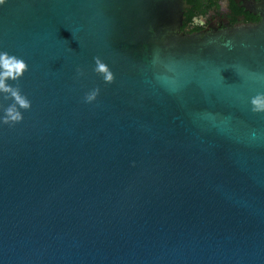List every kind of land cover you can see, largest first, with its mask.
<instances>
[{
	"label": "water",
	"instance_id": "95a60500",
	"mask_svg": "<svg viewBox=\"0 0 264 264\" xmlns=\"http://www.w3.org/2000/svg\"><path fill=\"white\" fill-rule=\"evenodd\" d=\"M241 4L259 20L193 32L186 0L0 5L31 102L4 124L0 92V264H264V0Z\"/></svg>",
	"mask_w": 264,
	"mask_h": 264
},
{
	"label": "clouds",
	"instance_id": "9594fccd",
	"mask_svg": "<svg viewBox=\"0 0 264 264\" xmlns=\"http://www.w3.org/2000/svg\"><path fill=\"white\" fill-rule=\"evenodd\" d=\"M6 2L7 0H0V5H4ZM95 64L96 67L94 71L96 73H102L106 83L110 84L114 82V73L109 69L107 64L101 62L99 57L95 58ZM27 71H29V65L23 58L10 54L7 51H0V92L10 94L11 98L15 101V104L6 110V115L3 117L4 124L14 125L23 121V114L19 111L17 105L24 110L31 108V102L22 94L21 89L18 86L7 83L9 80H20ZM77 73L81 76L84 75L83 69L78 68ZM99 94V88L90 91L86 94V102L91 103L96 101ZM251 103L254 113H264V94H258L253 97Z\"/></svg>",
	"mask_w": 264,
	"mask_h": 264
},
{
	"label": "flooded vegetation",
	"instance_id": "af4514ba",
	"mask_svg": "<svg viewBox=\"0 0 264 264\" xmlns=\"http://www.w3.org/2000/svg\"><path fill=\"white\" fill-rule=\"evenodd\" d=\"M199 3V7L204 8L205 12L195 14L189 24L182 25V29L186 32L200 30L209 23L225 21L229 24H237L259 20L258 14L249 12L241 4V0H199Z\"/></svg>",
	"mask_w": 264,
	"mask_h": 264
},
{
	"label": "trees",
	"instance_id": "16d2710c",
	"mask_svg": "<svg viewBox=\"0 0 264 264\" xmlns=\"http://www.w3.org/2000/svg\"><path fill=\"white\" fill-rule=\"evenodd\" d=\"M188 4H191L192 6L187 9V11L184 13V20L183 25L189 24L191 21L192 16H194L197 13H203L205 12L204 8H200L199 6V0H186Z\"/></svg>",
	"mask_w": 264,
	"mask_h": 264
}]
</instances>
